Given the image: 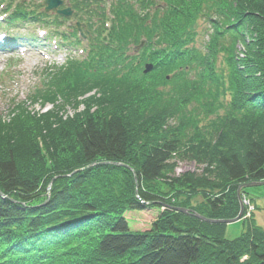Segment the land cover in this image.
<instances>
[{
  "label": "trees",
  "instance_id": "1",
  "mask_svg": "<svg viewBox=\"0 0 264 264\" xmlns=\"http://www.w3.org/2000/svg\"><path fill=\"white\" fill-rule=\"evenodd\" d=\"M68 2L89 36L35 94L54 109L0 116V264H264L250 200L234 239L175 211L232 220L237 188L264 181V0ZM5 12L7 26L62 25ZM185 162L197 172L176 174ZM152 210L129 230L126 213Z\"/></svg>",
  "mask_w": 264,
  "mask_h": 264
},
{
  "label": "rangeland",
  "instance_id": "2",
  "mask_svg": "<svg viewBox=\"0 0 264 264\" xmlns=\"http://www.w3.org/2000/svg\"><path fill=\"white\" fill-rule=\"evenodd\" d=\"M9 1L12 6L23 4L28 10H33L38 13L42 10L43 12V6L41 4L43 0H3L2 2L7 5ZM65 1L69 3L68 0ZM63 8L64 5L59 7V9ZM48 15L52 16L54 14L48 13ZM50 19H53V17H50ZM82 19H84V17ZM58 21L62 23L59 32L65 30L66 33H68L72 31L75 18L72 15L70 18H59ZM81 23L85 25L84 21ZM12 27L14 29L12 28L11 30L10 27L8 28L10 31L5 33L7 28L0 26V33L7 34L10 39L16 38L18 44L27 45L29 48L20 50L16 47L12 53L0 54V116H7L10 112V108L16 103L24 105V108L35 113L49 112L54 109L55 105L53 106L51 103L49 104L48 102L36 100L35 94L37 90L43 89L48 83L46 75L55 73L51 72L54 66L60 67L64 65L65 60L68 58L83 57V54L81 55L79 51L86 48V39L82 40L83 43L81 45L69 46L67 43L62 42L58 38L59 36L54 35L53 32L58 31L49 26L47 28L36 23L18 22ZM38 31H45L47 34L45 37L47 40V47L41 52L38 51L39 39L36 37ZM35 37L38 41H35ZM49 39L55 40V45H52ZM69 41L72 42L73 40L69 39ZM205 41L206 36H200L197 38L196 46L201 47ZM29 42L31 45L28 46L26 43ZM33 95L35 97H32ZM80 109L81 108H79V110ZM72 114H74V109L68 107L64 108V116H71ZM185 172H197V168L194 164L185 162L179 164L175 171L176 174ZM246 192L248 196L245 204H243V208L244 206L247 207L246 203H249L248 200H250L251 205L255 209L252 215L253 221L256 225L264 229V186L249 188ZM242 199L244 200V197H242ZM250 209L251 208L248 210ZM124 216L131 232H144L149 229L150 224L156 218L157 211L128 212ZM246 227L247 223L242 222L228 224L225 237L227 239H234L245 231Z\"/></svg>",
  "mask_w": 264,
  "mask_h": 264
},
{
  "label": "water",
  "instance_id": "3",
  "mask_svg": "<svg viewBox=\"0 0 264 264\" xmlns=\"http://www.w3.org/2000/svg\"><path fill=\"white\" fill-rule=\"evenodd\" d=\"M64 4V1L62 0H44L43 1V6H44V12L45 13H49V12H55L57 15H60L62 17H70L72 15V12L70 10L69 7H67L64 10H57L59 7H61ZM76 27L78 29V31H80V25L76 24ZM144 45V41H141L139 46L136 48L137 51H139ZM152 66L151 65H146L144 66V71L143 74H147L151 71ZM260 186H264V181L263 182H251V183H247V184H243L240 185L237 188V199L239 202V213L236 216V218L232 219V220H210V219H206L202 216H200L199 214L193 213L191 211H187L185 209H175V211L180 212L182 214H189L190 216H193L194 218L200 220L201 222H205L208 224H233L238 222L241 219L242 213H243V201L240 198V191L243 189H248V188H254V187H260Z\"/></svg>",
  "mask_w": 264,
  "mask_h": 264
},
{
  "label": "built area",
  "instance_id": "4",
  "mask_svg": "<svg viewBox=\"0 0 264 264\" xmlns=\"http://www.w3.org/2000/svg\"><path fill=\"white\" fill-rule=\"evenodd\" d=\"M246 205H247V203H246Z\"/></svg>",
  "mask_w": 264,
  "mask_h": 264
}]
</instances>
